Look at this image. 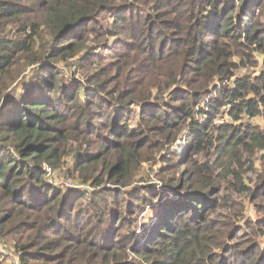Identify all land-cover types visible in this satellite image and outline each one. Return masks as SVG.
<instances>
[{
    "label": "trees",
    "instance_id": "trees-1",
    "mask_svg": "<svg viewBox=\"0 0 264 264\" xmlns=\"http://www.w3.org/2000/svg\"><path fill=\"white\" fill-rule=\"evenodd\" d=\"M261 116L264 0H0V264H264Z\"/></svg>",
    "mask_w": 264,
    "mask_h": 264
},
{
    "label": "rangeland",
    "instance_id": "rangeland-1",
    "mask_svg": "<svg viewBox=\"0 0 264 264\" xmlns=\"http://www.w3.org/2000/svg\"><path fill=\"white\" fill-rule=\"evenodd\" d=\"M260 71V67L259 68H257V69H255V74H257L258 72ZM77 79H80V78H77ZM88 89V88H87ZM254 121L256 122V123H258V124H260L261 126H263L264 127V117H256L255 119H254ZM178 147H179V145H178ZM176 148V146H174V149ZM261 164V162L260 163H258V165H260ZM263 167V165H260L259 167ZM56 175V177H57V179H56V181L57 182H59V183H62V182H66V181H64L63 180V178L62 177H59L57 174H55ZM52 176H53V174H52ZM51 176V177H52ZM71 182L73 183V181L71 180ZM247 213L249 214V215H251V217H253L254 216V213H255V210L254 209H250V208H248V210H247ZM145 217H146V219H151L152 218V212H147L146 214H145ZM264 241V240H263Z\"/></svg>",
    "mask_w": 264,
    "mask_h": 264
},
{
    "label": "built area",
    "instance_id": "built-area-1",
    "mask_svg": "<svg viewBox=\"0 0 264 264\" xmlns=\"http://www.w3.org/2000/svg\"><path fill=\"white\" fill-rule=\"evenodd\" d=\"M66 185H67V187H72V186H74V183H72L70 180H68L66 182Z\"/></svg>",
    "mask_w": 264,
    "mask_h": 264
}]
</instances>
